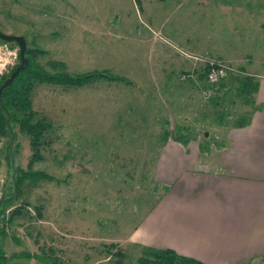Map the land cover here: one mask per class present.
I'll return each mask as SVG.
<instances>
[{
	"label": "rangeland",
	"instance_id": "374dc122",
	"mask_svg": "<svg viewBox=\"0 0 264 264\" xmlns=\"http://www.w3.org/2000/svg\"><path fill=\"white\" fill-rule=\"evenodd\" d=\"M140 2L137 7L133 0H0V32L22 34L30 39L29 47L44 50L36 61L46 70L45 61L56 59L65 63L70 74L107 70L132 83L100 80L80 88L47 83L34 86L32 109L51 122L52 131L47 134L50 142L41 150V160L33 162L31 169L60 181L24 183L5 211L9 222L0 246L6 254L26 251L40 258L24 260L25 264H51L53 260L58 264H113L110 253L117 250L123 253L121 264H134L147 246L132 244L133 230L166 191L167 183L155 180L162 144L160 121L168 119L165 105L174 114L183 112L177 118L172 114L168 121V141L177 142L174 126L180 124L191 126V139L208 146L220 142V127L225 128L215 123L219 113L226 115L229 126L247 110L231 89L222 90L216 108L203 99L207 124L200 123L201 114L183 97L186 93L180 83L187 81L180 82L181 71L197 70L202 61L229 54L240 55L234 64L241 62L252 74L264 75V0ZM238 6H245L250 14L243 26L236 22ZM105 15H149L161 33H155V43L138 48L131 39L123 38L127 31L116 33L121 39L108 41L104 35L84 33L72 29L73 23L62 22L63 17L84 20L85 16ZM33 17L44 20L41 29L32 26ZM54 18L53 26L47 23ZM11 45L0 43V72L17 62V46ZM226 77L222 82L225 88L231 87L233 81ZM14 131L12 165L25 170L31 154L28 137L16 127ZM7 161L5 139H0V195L12 191L13 169ZM19 204L20 212L11 214ZM36 206L40 207L38 214ZM165 238L172 241L174 237ZM246 264H264V258L254 256Z\"/></svg>",
	"mask_w": 264,
	"mask_h": 264
},
{
	"label": "crops",
	"instance_id": "0c3cea01",
	"mask_svg": "<svg viewBox=\"0 0 264 264\" xmlns=\"http://www.w3.org/2000/svg\"><path fill=\"white\" fill-rule=\"evenodd\" d=\"M237 9L236 22L243 26L242 22L250 19V14L245 6ZM54 20L47 23L53 26ZM43 21H39V17L31 20L40 28ZM62 22L73 23L72 29L84 33L104 35L108 41L121 39L116 33L127 31L129 34L123 38L131 39L138 48L155 43V33H161L151 24L149 15L85 16L84 20L72 16L63 17ZM53 31L60 35L57 29ZM143 38L147 42H142ZM236 57L241 58L240 55ZM236 57L224 54L222 60L233 65ZM240 63L236 61V68L252 74ZM253 75L258 81L253 106L259 109L245 105L246 114L250 116L247 125L235 127L232 122L229 126L222 125L225 128L220 127V142L210 143L215 146L200 145L193 139L185 145L168 140L161 144L155 180L167 183L166 191L133 230L132 244L170 248L205 264H246L254 256L264 258V75ZM180 84L184 88L181 91L186 93L183 97L190 104L186 106H193L194 111L201 114L200 123L206 125L204 111L207 106L199 89L188 82ZM197 106L201 107V112ZM165 108L170 122L174 113L166 105ZM181 114L183 112L174 115L177 118ZM167 235L173 236V240L165 238Z\"/></svg>",
	"mask_w": 264,
	"mask_h": 264
},
{
	"label": "trees",
	"instance_id": "16d2710c",
	"mask_svg": "<svg viewBox=\"0 0 264 264\" xmlns=\"http://www.w3.org/2000/svg\"><path fill=\"white\" fill-rule=\"evenodd\" d=\"M137 7L140 6V0H133ZM0 43L9 44L8 47L12 48V41L0 39ZM45 53L44 50L28 46L26 47L24 56L27 59L26 66L18 72L12 79L11 83L0 91V139H5V158L8 160V165H12L11 149L15 147V127L18 132L25 134L28 137L30 156L26 164V169L23 170L19 167H13V185L11 193L7 195H0V238L7 236L5 231V224L9 222L6 220L5 211L11 207L13 201L17 199V190H21V186L27 184L35 185L40 180L47 181H60L50 174L42 170H32L33 162L40 161L42 158L41 150L49 145V138L47 134L52 131V124L43 115L34 111L31 105V93L36 84L47 83L52 85H59L62 87L80 88L87 84H92L96 81L118 82L125 85L132 83L119 75L112 74L107 70H92L78 74H70L66 71V65L63 61L56 59L46 60L44 65L49 68L46 70L37 63V58ZM17 62L9 66L7 71L0 74V85L9 76V74L18 65L19 57L16 51ZM217 60H222L216 58ZM224 61V60H222ZM209 65L202 63L197 70L183 72L184 80L188 83L195 85L200 92L205 96L206 102L213 108H216L222 101V90L231 89L234 96L240 100L244 105L251 106L252 109H259V106L254 105V94L258 88V81L253 74L246 73L241 68H235L236 72H228L227 77L232 80L231 87L219 81L215 86L205 83V76ZM226 77V78H227ZM180 80V76H179ZM203 98V99H204ZM250 120L249 113L237 116L233 119L232 125L235 127H243L248 124ZM161 123V141L166 142L170 137L168 131V120L163 119ZM215 123L225 125L227 123L226 115L221 112L217 115ZM192 130L191 126L176 124L174 126L173 138L180 144L185 145L190 141L191 135L189 132ZM183 131V132H182ZM188 132V133H187ZM196 134V133H195ZM195 136V135H193ZM201 145V143H199ZM22 204V203H20ZM20 204L15 207L11 214L20 212ZM39 206L34 207V211L38 214ZM36 214V215H37ZM12 238L17 242L16 237ZM111 246V245H109ZM114 256L113 264H121L123 253L117 250L110 253ZM38 259V255L28 253L26 251L12 252L6 254L0 246V264H25L23 261L28 259ZM51 264H58L55 260ZM134 264H205L195 258L180 255L170 248H155L145 247L140 255L136 258Z\"/></svg>",
	"mask_w": 264,
	"mask_h": 264
},
{
	"label": "built area",
	"instance_id": "2783aa9c",
	"mask_svg": "<svg viewBox=\"0 0 264 264\" xmlns=\"http://www.w3.org/2000/svg\"><path fill=\"white\" fill-rule=\"evenodd\" d=\"M206 62L209 67L206 72L205 83L208 85L215 86L219 81L227 76L228 72H236L235 68L230 67L222 60L207 59L206 61H202L201 64ZM2 72L3 71H1L0 74ZM184 79V76H180V80Z\"/></svg>",
	"mask_w": 264,
	"mask_h": 264
},
{
	"label": "water",
	"instance_id": "95a60500",
	"mask_svg": "<svg viewBox=\"0 0 264 264\" xmlns=\"http://www.w3.org/2000/svg\"><path fill=\"white\" fill-rule=\"evenodd\" d=\"M0 39L14 42L18 46V56H19L18 65L0 85V91H1L3 88L7 87L11 83L12 79L18 74V72L21 71L26 66L27 59L24 56L26 50V41L23 36L4 34L0 32Z\"/></svg>",
	"mask_w": 264,
	"mask_h": 264
},
{
	"label": "flooded vegetation",
	"instance_id": "af4514ba",
	"mask_svg": "<svg viewBox=\"0 0 264 264\" xmlns=\"http://www.w3.org/2000/svg\"><path fill=\"white\" fill-rule=\"evenodd\" d=\"M35 29H41L40 27H37L36 25H32ZM13 35V34H12ZM14 35H16V34H14ZM17 35H19V34H17ZM21 36H23L22 34H20ZM24 37V36H23ZM24 39H25V41H26V47H27V43H28V41H30V39L28 38H26V37H24ZM14 43V42H13ZM15 44V43H14ZM16 45V44H15ZM17 46V45H16ZM17 50H18V46H17ZM19 57V56H18ZM19 62V61H18Z\"/></svg>",
	"mask_w": 264,
	"mask_h": 264
}]
</instances>
